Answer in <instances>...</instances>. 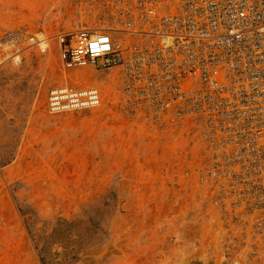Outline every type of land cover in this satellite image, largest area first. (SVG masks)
Here are the masks:
<instances>
[{
    "label": "rangeland",
    "instance_id": "rangeland-1",
    "mask_svg": "<svg viewBox=\"0 0 264 264\" xmlns=\"http://www.w3.org/2000/svg\"><path fill=\"white\" fill-rule=\"evenodd\" d=\"M108 1L0 0V39L48 43L0 48V264H264L196 183L198 138L133 108L113 71L64 66L58 35L114 28ZM62 84L97 87L101 105L50 113Z\"/></svg>",
    "mask_w": 264,
    "mask_h": 264
},
{
    "label": "built area",
    "instance_id": "built-area-1",
    "mask_svg": "<svg viewBox=\"0 0 264 264\" xmlns=\"http://www.w3.org/2000/svg\"><path fill=\"white\" fill-rule=\"evenodd\" d=\"M108 4L114 28L58 35L64 66L113 71L133 108L198 138L204 160L195 168L196 183L264 252V0ZM4 47L46 52L48 43L20 30L0 39ZM101 102L95 86L62 84L49 90L47 110L60 114Z\"/></svg>",
    "mask_w": 264,
    "mask_h": 264
},
{
    "label": "bare ground",
    "instance_id": "bare-ground-1",
    "mask_svg": "<svg viewBox=\"0 0 264 264\" xmlns=\"http://www.w3.org/2000/svg\"><path fill=\"white\" fill-rule=\"evenodd\" d=\"M197 264V263H196Z\"/></svg>",
    "mask_w": 264,
    "mask_h": 264
}]
</instances>
